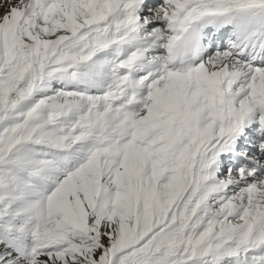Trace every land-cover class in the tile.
<instances>
[{
  "label": "snow or ice",
  "instance_id": "1",
  "mask_svg": "<svg viewBox=\"0 0 264 264\" xmlns=\"http://www.w3.org/2000/svg\"><path fill=\"white\" fill-rule=\"evenodd\" d=\"M0 264H264V0H0Z\"/></svg>",
  "mask_w": 264,
  "mask_h": 264
}]
</instances>
